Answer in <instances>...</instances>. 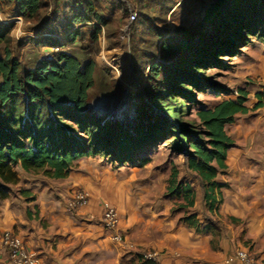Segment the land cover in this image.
<instances>
[{"label":"rangeland","instance_id":"374dc122","mask_svg":"<svg viewBox=\"0 0 264 264\" xmlns=\"http://www.w3.org/2000/svg\"><path fill=\"white\" fill-rule=\"evenodd\" d=\"M43 1L46 7L36 20L31 21L15 11L14 2L0 3V22L2 18L14 25L11 32L12 56L28 69L37 66L41 58L60 50L76 56L82 63L94 61V86L88 99L90 112L112 126L125 127L135 138L143 135L144 130L158 127L154 130V139L140 146L108 153L102 149L96 155L77 161L71 172L78 184L65 198L69 199V195L77 190L89 191L90 203L99 212L93 220L102 224L104 206L112 204L118 208L122 227L130 234H137L140 225L162 230L174 228L178 223L220 230L223 227L220 215L216 216L205 203L206 185L189 167L187 148L184 145L179 147L177 137L182 136V142L186 141V135L198 137V132L203 133L204 130L198 113L224 100L236 99L239 91L245 89L249 93L246 104L250 112L238 114L232 124L226 125L233 140L230 149L244 152L251 163L254 160L264 163V107L256 108L257 94L264 92V41L253 36L238 54L223 55L218 62L192 71L201 85L190 86L192 99L179 98L173 103L175 112L182 108V114L179 121L174 119L172 122L169 112L158 111L151 102L152 90L164 82L166 67L156 86L151 80V68L159 62L168 67L178 62L179 55H164L163 42L180 33L182 28L195 32L209 31L207 26L201 28V20L204 9L212 0H172L166 9L156 0H99L101 12L109 23L101 24V33L96 41L91 35L97 22L77 25L65 17L73 14L77 0ZM131 10L147 17L146 24L142 25L138 18L130 22ZM41 23L47 26L42 27ZM159 29L162 34L158 33ZM76 31L80 32L77 41L69 43V34ZM30 38L47 44L59 41L63 47L39 46L42 44L37 45ZM5 46L0 44L1 57L5 55ZM182 82L175 84L176 89L183 86ZM141 113L142 118H139ZM165 127L168 129L162 130ZM251 169L253 172L248 176L253 177L258 172L264 175V165H254ZM176 170L175 184L181 186V190L191 187L195 193V205L192 207L185 199L186 192L171 190L176 186L171 182ZM232 174L233 171L229 170L219 171L217 182L224 189H230ZM27 177L45 179L42 174H27ZM251 192V196L258 198L264 208V187L258 190L259 194ZM244 243L251 244L248 240ZM142 262L138 255H133L129 261L120 259L116 264Z\"/></svg>","mask_w":264,"mask_h":264},{"label":"trees","instance_id":"16d2710c","mask_svg":"<svg viewBox=\"0 0 264 264\" xmlns=\"http://www.w3.org/2000/svg\"><path fill=\"white\" fill-rule=\"evenodd\" d=\"M0 1L1 4L14 2L19 14L29 21L36 20L46 7L43 0ZM98 1L77 0L73 14L65 15L66 19L71 18L72 24L97 22L91 35L93 41L101 33V24L109 23ZM156 1L164 9L172 3V0ZM202 14L201 28L207 26L209 31L182 28L180 33L163 42L164 55H179L178 62L171 67L159 62L151 68V80L156 86L166 67L164 82L152 90L151 102L158 111L169 112L172 122L174 119L179 121L182 114V108L175 112L173 103L179 98L192 99L190 86L201 85L192 71L218 62L223 55L238 54L253 36L264 41V0H212ZM138 16L139 22L146 24L147 17L141 12ZM13 27L0 22V44L6 45L4 57L0 56V203L9 197L10 186L20 183L19 168L28 174L65 179L76 162L84 157L96 155L102 149L108 153L140 146L154 139L157 126L148 129L150 131L144 130L143 135L135 138L125 127L112 126L90 112L88 99L94 86V61L82 63L76 56L60 50L51 57L41 58L33 69L24 67L12 56ZM79 31L69 34V43L77 41ZM158 33L162 34V30ZM30 40L37 45L41 43L37 38ZM41 44L39 46L63 47L59 41ZM178 82L183 86L176 89ZM248 95L247 90L241 89L236 99H227L213 108L201 110L198 115L203 133L198 132V137L186 135L183 142L182 136L177 137L179 147L187 148L189 167L206 185L204 200L210 203L211 209L215 206L216 192L220 193L222 188L217 182L219 171L227 168L228 151L233 144L226 125L232 124L238 114L250 111L246 105ZM257 98L256 108L264 107V92L258 93ZM151 133L155 134L151 136ZM177 177L176 170L171 179L174 185ZM182 189L176 185L171 190L186 192L188 205L194 206L195 193L191 187ZM141 264L155 262L143 261Z\"/></svg>","mask_w":264,"mask_h":264},{"label":"crops","instance_id":"0c3cea01","mask_svg":"<svg viewBox=\"0 0 264 264\" xmlns=\"http://www.w3.org/2000/svg\"><path fill=\"white\" fill-rule=\"evenodd\" d=\"M226 163L223 171H233L232 187L216 192L213 209L205 202L216 216L220 215V230L178 223L162 230L140 225L137 234H130L120 218L124 244L113 241L112 232L91 218L99 213L94 204L67 208L65 196L78 184L73 172L65 179L42 180L27 177L28 173L19 168L20 183L10 186L9 197L0 203V264H9L2 244L6 231L21 237L28 249L37 253L38 264H116L120 259L129 261L133 255L142 259L146 251L160 253L155 264H225L239 248H247L264 260V208L258 198L251 196V190L259 194L264 187V175L258 172L248 176L252 166L264 163L249 162L245 153L235 148L229 150ZM244 240L251 244L245 245Z\"/></svg>","mask_w":264,"mask_h":264},{"label":"built area","instance_id":"2783aa9c","mask_svg":"<svg viewBox=\"0 0 264 264\" xmlns=\"http://www.w3.org/2000/svg\"><path fill=\"white\" fill-rule=\"evenodd\" d=\"M1 13V12H0ZM138 18L137 10H131L129 20L130 22H135ZM1 22L10 23L9 21H4L1 18ZM129 35V33H127ZM91 199V194L87 190H77L68 199L67 208L69 210H75L83 208L89 205ZM92 219L95 216H91ZM103 226L110 232H112V238L120 243H125V236L119 231L120 225V214L118 208L112 204L106 203L103 209V216L101 218ZM2 244L6 248L9 256V264H38V255L36 252L28 249L25 241L14 234L11 231L4 232L2 236ZM160 253L158 251H146L143 252L141 257L143 261L157 262ZM264 264V260L256 257L247 248H239L234 256L229 257L225 264Z\"/></svg>","mask_w":264,"mask_h":264}]
</instances>
